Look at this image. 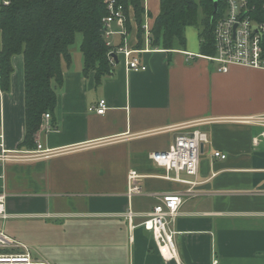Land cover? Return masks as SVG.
<instances>
[{
    "label": "crops",
    "instance_id": "0c3cea01",
    "mask_svg": "<svg viewBox=\"0 0 264 264\" xmlns=\"http://www.w3.org/2000/svg\"><path fill=\"white\" fill-rule=\"evenodd\" d=\"M144 1L153 24L161 2ZM113 30V44L135 48L136 33L123 39L118 24ZM186 38L184 49L140 54L145 71L128 72L118 56L111 74L97 82L94 71L84 73L83 38L77 36L71 63H63V82L55 85L56 109L37 133V149L21 146L25 60L12 57L10 90L0 86V155L2 149L51 154L0 158V193L7 195L9 214L0 218V231L51 264H264V141L255 142L264 126L247 121L264 114V70L234 65L220 72L201 53V39ZM102 99L106 112L91 111ZM194 130L207 132L211 143L198 173L181 174L197 185L184 193L175 222L178 257L165 260L152 233L141 226L131 231L124 214L131 205L138 225L162 194L186 191L188 185L171 179L175 172L151 154ZM214 150L227 158H215ZM132 170L141 175L142 188L129 197Z\"/></svg>",
    "mask_w": 264,
    "mask_h": 264
},
{
    "label": "trees",
    "instance_id": "16d2710c",
    "mask_svg": "<svg viewBox=\"0 0 264 264\" xmlns=\"http://www.w3.org/2000/svg\"><path fill=\"white\" fill-rule=\"evenodd\" d=\"M124 7L126 35L136 33L137 49H144L146 21L144 0H117ZM160 12L151 28L150 48L173 51L186 47V28L199 30L203 55H214V29L222 10L214 0H160ZM109 14L107 0H9L0 2V86L10 90L12 57L25 60L26 136L21 146L37 149V133L44 114L57 106L55 85L63 82V63L72 61L71 48L82 35L81 51L84 73L95 72L97 82L111 74L114 64L111 51L120 45H107L103 18ZM0 249V252H16Z\"/></svg>",
    "mask_w": 264,
    "mask_h": 264
},
{
    "label": "built area",
    "instance_id": "2783aa9c",
    "mask_svg": "<svg viewBox=\"0 0 264 264\" xmlns=\"http://www.w3.org/2000/svg\"><path fill=\"white\" fill-rule=\"evenodd\" d=\"M222 3L221 11L217 17L214 29V55H203L211 62L219 66V71L227 73L234 65L262 69L264 70V0H219ZM4 4H9V0H0ZM109 14L103 18L105 37L107 45H114L110 39L114 33L113 24L120 26V35H126L125 28L126 15L124 7L117 0H107ZM146 37V47L144 49L131 48L127 45H120L116 50L111 51V58L114 66L117 57L125 59L127 71H145L147 65L140 57V54L149 51L151 43V28L148 16L143 24ZM201 56V55H200ZM197 55L189 54V59ZM98 114H104L107 110L106 100L102 99L98 105L90 108ZM51 113L44 114V121L49 122ZM249 122L264 126V114L249 117ZM49 128V125L48 127ZM264 141V131L255 142ZM207 132L194 130L178 134L170 148L166 151L155 152L151 158L155 163L164 167L167 172L174 171L175 176L171 179L187 184L185 192H167L159 197L158 203L145 215L144 220L136 225V212L132 206L125 212L124 216L128 222L129 229L132 231L141 226L152 233L156 247L165 260L177 259L178 251L175 243V222L181 213V208L185 202L184 193H192L197 185L196 181L184 179L182 173L193 176L200 169L202 146L210 144ZM51 152L36 150L30 154L9 153L2 149L0 158L3 160H24L35 159L41 156H49ZM212 155L215 158L225 160L227 154L214 150ZM168 176V175H167ZM141 175L132 170L129 173V197L141 192L139 179ZM6 193H0V218L7 219L9 214L6 209ZM132 239V236H131ZM18 244V245H16ZM22 247L20 252H0V264H51L46 260L38 259L33 256L26 245L16 243L4 232L0 231V249L10 247Z\"/></svg>",
    "mask_w": 264,
    "mask_h": 264
},
{
    "label": "rangeland",
    "instance_id": "374dc122",
    "mask_svg": "<svg viewBox=\"0 0 264 264\" xmlns=\"http://www.w3.org/2000/svg\"><path fill=\"white\" fill-rule=\"evenodd\" d=\"M116 23L113 24V26L115 25ZM191 32V33H190ZM187 33L188 35H192L197 41L200 39L199 38V35H198V29L194 26H189L186 28V36H187ZM81 34H78L77 36H79ZM199 42V41H198ZM38 251V250H37Z\"/></svg>",
    "mask_w": 264,
    "mask_h": 264
},
{
    "label": "water",
    "instance_id": "95a60500",
    "mask_svg": "<svg viewBox=\"0 0 264 264\" xmlns=\"http://www.w3.org/2000/svg\"><path fill=\"white\" fill-rule=\"evenodd\" d=\"M214 4H215V13H217L218 7H219V0H214ZM203 149H204V146H202V151Z\"/></svg>",
    "mask_w": 264,
    "mask_h": 264
},
{
    "label": "bare ground",
    "instance_id": "6f19581e",
    "mask_svg": "<svg viewBox=\"0 0 264 264\" xmlns=\"http://www.w3.org/2000/svg\"><path fill=\"white\" fill-rule=\"evenodd\" d=\"M44 118V117H43Z\"/></svg>",
    "mask_w": 264,
    "mask_h": 264
}]
</instances>
